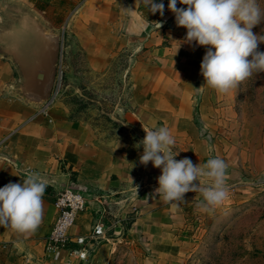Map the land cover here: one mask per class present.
Segmentation results:
<instances>
[{"label":"rangeland","instance_id":"374dc122","mask_svg":"<svg viewBox=\"0 0 264 264\" xmlns=\"http://www.w3.org/2000/svg\"><path fill=\"white\" fill-rule=\"evenodd\" d=\"M163 2V15L142 0L8 4L0 32L6 29L7 41L23 46L33 42L36 23L42 34L59 36L55 77L40 112L66 108L104 136L107 147L116 146L123 172L132 169L137 177L133 189L112 201V221L122 215L132 221L128 231L122 228L125 240L110 264H264V72L227 92L207 85L201 73L206 46L186 42L187 29ZM25 13L34 20L22 19ZM252 30L264 34V21ZM18 82L16 74L15 87ZM161 126L176 140L175 159L188 157L201 167L214 156L226 161L228 195L221 203L205 207L199 190L171 202L156 193L162 172L151 161L141 163L139 142L144 127ZM211 182L201 176L192 183Z\"/></svg>","mask_w":264,"mask_h":264},{"label":"crops","instance_id":"0c3cea01","mask_svg":"<svg viewBox=\"0 0 264 264\" xmlns=\"http://www.w3.org/2000/svg\"><path fill=\"white\" fill-rule=\"evenodd\" d=\"M0 2L3 5L0 24H3L11 12L8 4H34L35 0ZM41 14L46 18V13ZM17 15L16 12L15 17ZM27 17L34 18L26 13L21 16L22 19ZM8 33L6 29L0 32V52L12 51L15 55L0 53V187L9 182L23 183L28 172L38 173L48 186L43 195L42 218L34 230L20 232L10 225H0V264H66L65 260H52L45 252L46 238L59 213L55 197L60 188L56 183L67 182L74 172L81 184L105 195L104 199L92 197L71 229L74 235H87L102 218L112 222V201L118 200L116 194L133 189L137 177L132 169L123 172L116 146L107 147L104 136L89 124L71 118L66 108L53 106L47 116L40 112L37 104L26 95V77L24 73L23 78L20 76L22 60L16 55L19 46L7 41ZM36 61L35 57L33 63ZM16 74L19 82L15 87ZM126 158L130 164L131 152ZM122 216L123 223L126 217ZM114 228L110 230L109 240L101 243L86 263L72 264H110L119 244L125 240L122 228Z\"/></svg>","mask_w":264,"mask_h":264},{"label":"clouds","instance_id":"9594fccd","mask_svg":"<svg viewBox=\"0 0 264 264\" xmlns=\"http://www.w3.org/2000/svg\"><path fill=\"white\" fill-rule=\"evenodd\" d=\"M148 11L164 14L163 0H142ZM178 2L187 7H177ZM168 9L178 26L187 29L186 42L206 46L201 73L206 84L227 92L254 73L264 72V34L253 27L264 21V0H168ZM249 57H251L249 59ZM146 136L141 163L149 161L161 169L155 190L166 202L184 198V194L199 190L205 207L221 203L228 195L224 177L228 167L220 157H211L201 167L188 157L175 159L176 140L166 126L144 127ZM139 146V145H138ZM207 176L211 183L197 187L192 182ZM47 181L38 173H25L23 183L9 182L0 187V225H10L20 232L34 230L43 212V195Z\"/></svg>","mask_w":264,"mask_h":264},{"label":"built area","instance_id":"2783aa9c","mask_svg":"<svg viewBox=\"0 0 264 264\" xmlns=\"http://www.w3.org/2000/svg\"><path fill=\"white\" fill-rule=\"evenodd\" d=\"M43 111L47 113L46 109ZM94 189L81 184L74 172H71L66 188L59 189L55 197V205L59 212L58 217L46 238L45 244V252L52 260H65L66 264H72V262L86 263L95 249L104 241L109 240L110 230L115 226L124 228L132 221V216H128L123 223L118 218L109 224L102 218L93 226L89 234H72V227L80 213L87 209L91 198L101 197L104 199L105 197L104 194H98L97 190Z\"/></svg>","mask_w":264,"mask_h":264},{"label":"water","instance_id":"95a60500","mask_svg":"<svg viewBox=\"0 0 264 264\" xmlns=\"http://www.w3.org/2000/svg\"><path fill=\"white\" fill-rule=\"evenodd\" d=\"M36 26L32 37L33 42L30 43V46L17 43L19 50L16 51V55L22 60V70L26 77V95L37 105H40L48 97L51 84L54 81L60 39L58 35L42 34L41 25L36 23ZM22 49L29 50V55H23ZM35 57L37 58L36 64L33 63ZM56 186L60 189L66 188L67 182L56 183Z\"/></svg>","mask_w":264,"mask_h":264},{"label":"trees","instance_id":"16d2710c","mask_svg":"<svg viewBox=\"0 0 264 264\" xmlns=\"http://www.w3.org/2000/svg\"><path fill=\"white\" fill-rule=\"evenodd\" d=\"M145 18L149 19L147 16L143 15Z\"/></svg>","mask_w":264,"mask_h":264}]
</instances>
